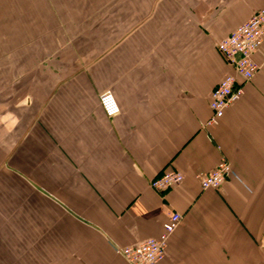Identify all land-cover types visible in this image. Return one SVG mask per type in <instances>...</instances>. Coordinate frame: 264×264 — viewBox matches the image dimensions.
Wrapping results in <instances>:
<instances>
[{
    "label": "crops",
    "instance_id": "1",
    "mask_svg": "<svg viewBox=\"0 0 264 264\" xmlns=\"http://www.w3.org/2000/svg\"><path fill=\"white\" fill-rule=\"evenodd\" d=\"M264 0H0V264H264V45L215 127L217 43ZM116 99L108 119L101 94ZM221 160L235 178L201 190ZM178 187H150L162 172Z\"/></svg>",
    "mask_w": 264,
    "mask_h": 264
},
{
    "label": "built area",
    "instance_id": "2",
    "mask_svg": "<svg viewBox=\"0 0 264 264\" xmlns=\"http://www.w3.org/2000/svg\"><path fill=\"white\" fill-rule=\"evenodd\" d=\"M264 45V10L255 12L251 18L233 33L217 43V50L230 63L233 73L224 77L210 94V117L205 127H215L226 109L238 102L244 94L243 87L248 84L259 70L254 60L256 51ZM99 105L106 118L112 119L120 114V107L114 96L105 92L99 97ZM230 165L221 160L217 167L206 175L197 177L201 190H217L229 178H235ZM183 175L176 171L162 172L150 187L164 193L183 182ZM182 216L176 212L167 215L163 231L157 238L119 251L128 264H159L163 261L168 240L181 223Z\"/></svg>",
    "mask_w": 264,
    "mask_h": 264
}]
</instances>
